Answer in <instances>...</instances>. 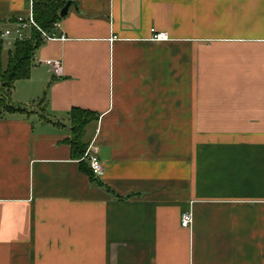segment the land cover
Masks as SVG:
<instances>
[{"label": "crops", "instance_id": "0c3cea01", "mask_svg": "<svg viewBox=\"0 0 264 264\" xmlns=\"http://www.w3.org/2000/svg\"><path fill=\"white\" fill-rule=\"evenodd\" d=\"M55 1L79 12L0 118V264H264V0ZM29 9L0 0V32Z\"/></svg>", "mask_w": 264, "mask_h": 264}, {"label": "trees", "instance_id": "16d2710c", "mask_svg": "<svg viewBox=\"0 0 264 264\" xmlns=\"http://www.w3.org/2000/svg\"><path fill=\"white\" fill-rule=\"evenodd\" d=\"M66 3L55 0L34 1L33 11L37 24L43 30L50 31L53 24L60 20V11ZM43 44L41 34L37 31H32L31 37L27 40L14 42L8 51L6 43L0 38V118L7 113H29L27 108L12 104L10 96L18 81L30 78L35 53ZM89 115L92 119L86 120ZM70 119L73 138L69 142L77 155H83L88 146L83 142L86 128L91 122L97 121V116L90 111L74 108L70 113Z\"/></svg>", "mask_w": 264, "mask_h": 264}, {"label": "built area", "instance_id": "2783aa9c", "mask_svg": "<svg viewBox=\"0 0 264 264\" xmlns=\"http://www.w3.org/2000/svg\"><path fill=\"white\" fill-rule=\"evenodd\" d=\"M34 0H30V9L26 14H19L14 17L13 26L4 29L0 33V38L5 42L13 44L16 41L27 40L31 37L32 31H37L41 34L43 41L65 40L66 36L61 32V23L58 20L53 24L50 31L43 30L36 22L33 11ZM154 32V30H152ZM166 34L156 33L153 40H165ZM49 68L55 78L63 76L64 68L60 60H46L43 62ZM98 148L90 145L84 153L82 159L89 162L91 171L96 179H100L104 174V166L99 158ZM193 216L191 212H185L181 216V225L183 228H191Z\"/></svg>", "mask_w": 264, "mask_h": 264}, {"label": "water", "instance_id": "95a60500", "mask_svg": "<svg viewBox=\"0 0 264 264\" xmlns=\"http://www.w3.org/2000/svg\"><path fill=\"white\" fill-rule=\"evenodd\" d=\"M72 7H74L75 10L79 12V8H78V5L76 4V2L68 1L65 4V6L62 8V10L60 11V18H65L68 15V13Z\"/></svg>", "mask_w": 264, "mask_h": 264}, {"label": "rangeland", "instance_id": "374dc122", "mask_svg": "<svg viewBox=\"0 0 264 264\" xmlns=\"http://www.w3.org/2000/svg\"><path fill=\"white\" fill-rule=\"evenodd\" d=\"M4 59H6V56L5 55H4ZM36 108H37V110H40V105L39 106H36ZM91 119H92V116L91 115H89V116L86 117V120H91Z\"/></svg>", "mask_w": 264, "mask_h": 264}]
</instances>
